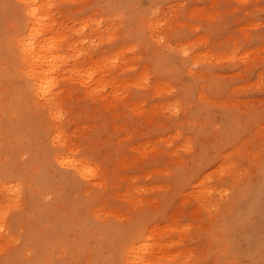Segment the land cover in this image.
I'll list each match as a JSON object with an SVG mask.
<instances>
[{
  "label": "rangeland",
  "instance_id": "374dc122",
  "mask_svg": "<svg viewBox=\"0 0 264 264\" xmlns=\"http://www.w3.org/2000/svg\"><path fill=\"white\" fill-rule=\"evenodd\" d=\"M0 1V264H125L131 245L152 238L161 245L145 254L163 264L264 260V0H50L72 42V27L101 21L74 42L82 53L116 57L96 71L107 86L74 74L59 83L49 119L3 39L19 5ZM62 152L97 177L60 165Z\"/></svg>",
  "mask_w": 264,
  "mask_h": 264
},
{
  "label": "bare ground",
  "instance_id": "6f19581e",
  "mask_svg": "<svg viewBox=\"0 0 264 264\" xmlns=\"http://www.w3.org/2000/svg\"><path fill=\"white\" fill-rule=\"evenodd\" d=\"M110 1H112V0H110ZM16 2L18 3V5H28V4L33 5L38 10V14L35 16H30V15H28L27 8L18 7V9H17L18 14L14 10L15 16H14V24L12 26L13 28L10 32L6 31L3 34V39H4V41L6 40V43L8 46L7 51H9V55L11 58V64H12L13 68L15 69L16 73L19 76H21V79L23 82L22 86H23V89L25 91L26 98L29 97L30 103L34 108L42 110L41 116H43V118H44V115L47 117V119H49L48 117L56 118L59 116V112L61 110V108H60L61 96L60 95H61V93L63 94V92H64V91L62 92V89L60 88V84L64 83L63 81H65L66 78H69V77L72 78L73 74L76 77V78H73V80L77 79L78 82L79 83L81 82V84H83L86 88L89 87V85L93 81H95V82L100 81L102 83L105 80L106 83L111 82L110 78H108V79H110V81L107 82L108 79H105L104 76L102 75V73H104L105 69H103L102 73H100V75L103 76V79H104L103 81L99 80L100 76L98 77V75H97V77H96V71H97V69L98 70L100 69V71H101V68L103 66L108 68L109 65L107 63L110 62L109 60H112V59H110L111 57H116V53L112 54V56H109L110 54L109 55L108 54L102 55L101 59H99V61L102 60L103 62L98 63L97 60H95V61L93 60V58L91 57L90 54L88 55V52H84L85 54L82 53L83 51L81 49L83 47H77L76 44L74 43L77 40H80V38H82V40H80L77 43V45L81 44V46H82V44L86 38L84 36L86 33V30L87 29L93 30V27L95 25H97V27H100L101 26L100 20L89 19V20H85L83 22H80L81 24L79 25L78 28L72 27L73 29L71 30V32L73 31V33H75L77 36V40L72 42L71 40H73V38L68 39L69 37H67L69 33L68 34L65 33L66 34L65 35L64 33H62L60 31L61 28H60V26H58L59 23L57 22V19L55 18V15L52 12L53 7H50V5H53L51 3L52 1H50V0H16ZM13 8H15V7H13ZM1 9H3V8H1ZM10 12L13 13L12 11H10ZM59 19H60V17H59ZM80 19H81V17H80ZM15 20H16V23H15ZM8 21H9V19H8ZM11 21H12V19H11ZM246 23H248V22H246ZM64 29H66V28H64ZM66 32H68V31H66ZM83 45H85V44H83ZM87 47H85V48H87ZM6 49H7V47H6ZM83 50H84V48H83ZM86 55L89 56V58H88L89 63H87L88 67L87 66L83 67L79 60L85 59ZM115 59H117V58H115ZM83 61H85V60H83ZM118 61H119V59H118ZM104 62H105V64H103V66H102V63H104ZM115 63H116V61L112 62L111 64L114 65ZM99 64H101L102 67H100ZM106 64H107V66H106ZM109 68H110V66H109ZM156 76H157V73H156ZM136 77H138V76H136ZM136 77H134V78L136 79ZM144 78H145V81H146V79H148V78H146V74H144ZM115 81L117 82V80H115ZM130 81L133 82L132 79H130ZM112 82H114V80ZM134 83H135V81H134ZM103 84H104V86H107L105 84V82H103ZM142 84H144V83H142ZM110 85L113 87L116 86V85L114 86L112 84H110ZM142 86H144V85H142ZM93 87H94V85H93ZM101 87H102V85H101ZM113 87H112V91H113V89L116 88V87L115 88H113ZM121 87H122V85H120V88ZM98 88H99L98 91H100V87H98ZM92 89L89 90V91H91L90 93H92V91H94ZM115 92L119 93L117 91V88L115 89ZM115 92H113V93H115ZM101 95H103V94H101ZM116 96H118V94ZM48 122H49V120H48ZM49 126H50L51 130L53 131L52 141L55 143H58L60 146L63 147L65 145L64 142H65V137L67 136V133L65 136L64 130H62L60 128V126H58L56 124H55V126H52V125H50V122H49ZM7 132H8V127L5 126L4 123L1 124L0 125V137H3V139H4L5 134ZM66 138L68 139V137H66ZM65 146H67V145H65ZM63 153L64 152L59 153V154L56 153L55 155H53L54 158H56V160L58 161V163L60 165L67 166V167L71 168L72 170H74L79 175H84V176L93 177V178L97 177V175H98L97 169L94 166H92L91 164H89L88 162H86L87 160L84 161L83 158L82 159L77 158L74 156L75 154L70 155L67 152H66L67 154H63ZM54 162H55V160H54ZM199 192H201V191H199ZM197 200H198V198H197ZM99 207H101V206H99ZM96 208H94V209L96 210ZM153 231L155 232V229ZM153 231H151V233ZM151 233L149 232L150 235H151ZM155 233H157V229H156ZM154 235H156L158 237V234H154ZM154 235L152 234L151 236H154ZM152 239L155 240L154 238H152ZM144 240H142V243L137 244V245L136 244L131 245L130 243H128L131 246L129 245L130 247L128 248V250L125 254V258H124L125 264H146V261H152V260H150L151 257H149L151 254L150 255H148L149 253L147 255L145 254L147 247L150 248L152 243L153 244L156 243V246L158 245L157 247H159L161 245V243H160L161 240H159V243H157L158 242L157 239L155 240V242H153V240H152V242L149 241L150 243H148ZM135 242H137V241H135ZM147 243L150 245H148ZM168 245H170V244L167 243V246ZM152 247H151V249H152ZM153 248H155L154 250H157L155 246ZM163 251L165 252V250H163ZM149 252L152 253L153 249H152V252L151 251H149ZM164 252L162 253L163 256L166 255ZM166 253H167V251H166ZM153 254H154V252H153ZM167 254L168 255H166V256H169V258H172L173 254L170 255V252H168ZM122 255H123V253H122ZM122 262H124V260ZM152 262H155V264H159V262L157 260H154ZM163 262L165 263V261H163Z\"/></svg>",
  "mask_w": 264,
  "mask_h": 264
},
{
  "label": "snow or ice",
  "instance_id": "6c2138e0",
  "mask_svg": "<svg viewBox=\"0 0 264 264\" xmlns=\"http://www.w3.org/2000/svg\"><path fill=\"white\" fill-rule=\"evenodd\" d=\"M5 7H9L8 5H5ZM17 7H20V8H27L28 10V15L30 16H35L38 14V10L31 4H28V5H19ZM50 7H55V5H50ZM183 52V55L184 56H188L189 55V52L187 49H183L182 50ZM176 111L178 112L179 109L177 108ZM6 218V214L4 213H0V233L4 232L5 231V223H4V220ZM109 264H121V262L119 261H111L109 262ZM146 264H155V262H152V261H146ZM159 264H163V262H159ZM260 264H264V260H262L260 262Z\"/></svg>",
  "mask_w": 264,
  "mask_h": 264
}]
</instances>
